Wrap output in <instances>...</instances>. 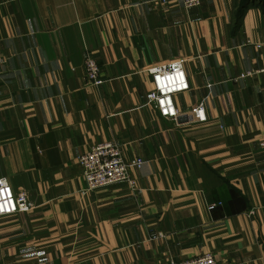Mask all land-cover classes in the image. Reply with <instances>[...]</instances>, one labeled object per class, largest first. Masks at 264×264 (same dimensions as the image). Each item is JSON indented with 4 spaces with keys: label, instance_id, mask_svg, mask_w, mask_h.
Masks as SVG:
<instances>
[{
    "label": "crops",
    "instance_id": "0c3cea01",
    "mask_svg": "<svg viewBox=\"0 0 264 264\" xmlns=\"http://www.w3.org/2000/svg\"><path fill=\"white\" fill-rule=\"evenodd\" d=\"M0 58V177L31 203L0 216V264H264V0H0ZM176 59L206 122L151 105L147 69ZM101 141L142 159L136 192L87 190Z\"/></svg>",
    "mask_w": 264,
    "mask_h": 264
},
{
    "label": "built area",
    "instance_id": "2783aa9c",
    "mask_svg": "<svg viewBox=\"0 0 264 264\" xmlns=\"http://www.w3.org/2000/svg\"><path fill=\"white\" fill-rule=\"evenodd\" d=\"M163 4L177 1L185 8L199 5L200 0H157ZM184 59H176L166 64L155 65L147 69L152 82L151 105L158 115L164 119L183 123H203L207 121L202 103L191 106L186 111L177 109L174 96L189 88L187 76L183 67ZM4 60L0 58V67ZM85 83L99 86L103 80L100 76L99 64L87 54L83 61ZM264 70V68L262 69ZM244 75V74H243ZM242 75V76H243ZM81 175L86 182L87 190L99 189L114 183H125L133 192L138 190L132 168L142 164L141 158L125 161L120 146L113 141H101L93 144L86 152L77 158ZM220 203H210L212 210ZM28 195L19 189H14L9 180L0 177V216L12 215L30 210ZM160 231L150 234V238L162 237ZM164 264H221L211 253L176 261L168 259Z\"/></svg>",
    "mask_w": 264,
    "mask_h": 264
}]
</instances>
